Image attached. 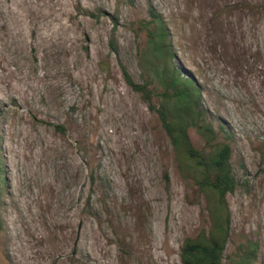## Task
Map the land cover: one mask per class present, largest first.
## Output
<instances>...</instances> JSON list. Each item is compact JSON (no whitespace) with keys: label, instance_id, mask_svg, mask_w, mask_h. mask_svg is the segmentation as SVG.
I'll return each instance as SVG.
<instances>
[{"label":"rangeland","instance_id":"374dc122","mask_svg":"<svg viewBox=\"0 0 264 264\" xmlns=\"http://www.w3.org/2000/svg\"><path fill=\"white\" fill-rule=\"evenodd\" d=\"M151 11L216 133L192 143L231 146L223 263L264 264V0H0V264H183L211 229L215 194L120 67L160 105Z\"/></svg>","mask_w":264,"mask_h":264},{"label":"trees","instance_id":"16d2710c","mask_svg":"<svg viewBox=\"0 0 264 264\" xmlns=\"http://www.w3.org/2000/svg\"><path fill=\"white\" fill-rule=\"evenodd\" d=\"M152 19L146 25L149 42L159 61L163 63L162 78L165 82V92L159 106L153 104V91L147 83L136 82L126 66L120 64L126 83L158 113L164 129L170 136L173 145L181 155L198 169L202 186L215 194L216 206L212 211L213 225L208 233L203 232L197 237L186 238L181 249L183 264H224L223 254L228 239V213L225 212V195L234 190L230 158L231 146L228 142L214 143L209 153L197 149L191 141L188 129L196 127L209 143L213 144L216 133L212 123L204 120V111L200 102V92L196 82L189 76L182 75L178 66L173 62V53L168 39L166 26L161 17L151 11ZM171 91V92H170ZM58 127V126H57ZM224 130L223 127H221ZM189 164V162H188ZM1 169V165H0ZM4 176L1 174L0 179ZM214 212L216 216L214 217ZM219 213L221 215H219ZM224 214V216H223ZM253 251L239 256L241 261L251 260ZM234 264V263H232Z\"/></svg>","mask_w":264,"mask_h":264}]
</instances>
